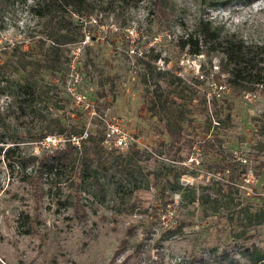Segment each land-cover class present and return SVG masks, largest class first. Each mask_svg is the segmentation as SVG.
<instances>
[{
    "label": "rangeland",
    "instance_id": "obj_1",
    "mask_svg": "<svg viewBox=\"0 0 264 264\" xmlns=\"http://www.w3.org/2000/svg\"><path fill=\"white\" fill-rule=\"evenodd\" d=\"M35 1L0 0V64L15 77L18 57L24 62L26 52L38 50L41 27L29 10ZM94 2L97 9L80 17L116 27L98 35L89 25L97 37L80 54L77 89L95 112L75 103L59 71L39 69V77L55 84L39 114L42 120L16 107L10 120L34 133L59 118L67 128L83 124L84 135L96 138L108 121L130 134L129 147L97 148L92 154V167L98 158L104 160L98 166L105 195L88 178L82 182L77 160L37 177L33 185L18 168L11 171L0 153V264H143L155 257L173 264L183 256L208 259L223 250L244 263L240 244L253 241L264 252V224L248 215L264 210V93L231 88L217 53L194 54L180 46L200 17L222 25L223 34L264 45V0ZM72 44L63 45V55ZM129 46L143 54L130 55ZM7 102L0 94L1 110ZM169 123L179 135L169 136ZM27 137L19 145L22 153L42 155L65 147L61 134ZM77 139L72 137L74 143ZM128 155L135 165L122 177L114 165ZM76 194L85 219L74 214Z\"/></svg>",
    "mask_w": 264,
    "mask_h": 264
},
{
    "label": "trees",
    "instance_id": "obj_2",
    "mask_svg": "<svg viewBox=\"0 0 264 264\" xmlns=\"http://www.w3.org/2000/svg\"><path fill=\"white\" fill-rule=\"evenodd\" d=\"M97 7L98 5L94 0H37L33 2L29 10L36 18V23L40 24L41 27L39 30L41 35L37 39V52H26L29 54V58L24 62L21 57H18L20 59H17V62L20 65L13 70L19 73L18 77L12 76L11 71H7L6 64H0V94H5L8 99L6 110L0 109L1 158L7 163L11 171L18 168L23 175L22 179L33 185H37L36 183L39 181L37 177L55 174L61 166L77 160L81 163L82 182L88 178L90 181L88 183L101 195H105V186L99 174L100 166H98L103 165L104 160L98 158V167H92L91 164L94 161L92 154L97 152V148L108 149L109 147L108 150L120 151L113 144L106 145L104 143L105 129L103 134L96 138L93 133L86 132L84 135L83 124L70 123L68 124L69 128H67L66 124L59 118H54L53 124L39 128L33 133L20 129L18 124H14L10 120L11 115H13V112L10 111L12 107H16L21 114L38 117L42 107L46 105L47 92L55 84L39 77L37 74L39 69L50 70L52 73L59 71V79L65 88L64 81L68 67L69 48L67 54L63 55L61 52L65 47L63 45L83 39L84 31L77 17L90 14ZM162 7L163 4L160 2L159 8ZM180 46L182 49L188 46L189 51L194 54L209 53L210 51L217 53L220 57L221 72L225 73L226 83L231 88L239 92H252L259 89L264 93V45L248 43L235 33L223 34L222 25L213 23L211 19L200 17L195 21L193 29L187 32L184 38H181ZM61 54L63 58H61ZM32 55L33 57H31ZM37 120L41 121L42 119L39 116ZM175 121V119L171 120V123L174 124ZM171 123L168 124V134L172 138L176 134L179 135L180 130L174 132ZM261 131L264 134V126L261 127ZM55 133L64 136V148L55 149L48 154L43 152L42 155L22 153L19 149V145L25 141L26 135L30 140H42ZM72 137L78 138L76 143ZM133 153L140 157L141 152L139 150H135ZM134 165V159L128 155L126 160L116 162L114 167L119 168L120 174L125 177L132 172ZM28 167H32L29 172L26 171ZM127 179L130 181V178ZM79 200L80 196L76 194L71 203L73 211L78 218L85 219L86 212L81 207ZM248 215L255 224H264V210L261 207ZM236 229L237 227L233 228V232L237 234ZM122 241L126 242V240ZM239 249L240 253L246 257L244 263L238 262L233 251L223 250L212 254L208 259L198 257L195 254L186 258L183 256L173 264H264V252L254 241L250 244H240ZM136 250L135 257L139 256L138 248ZM135 261L140 262V256ZM143 264L172 263L155 257L143 261Z\"/></svg>",
    "mask_w": 264,
    "mask_h": 264
},
{
    "label": "built area",
    "instance_id": "obj_3",
    "mask_svg": "<svg viewBox=\"0 0 264 264\" xmlns=\"http://www.w3.org/2000/svg\"><path fill=\"white\" fill-rule=\"evenodd\" d=\"M78 22L81 24L84 37L82 40L75 42L72 44L71 52L69 53V60H68V67L67 73L65 78V89L66 92L73 98L75 103L77 104H84L85 107L91 108L92 112L94 111V106L91 104L90 101L87 100L85 94L79 92L77 89V83L81 78L80 72V54L82 52V48L84 47L85 43L89 39H94L97 35H91L89 32L88 26L93 25L96 26L97 34L100 35L101 32H105L108 28L115 27L113 23L110 24H100L95 17H90L88 20L84 19V17H77ZM116 28V27H115ZM128 35H133V29L127 28ZM100 31V33H98ZM128 52L130 55L134 56H141L143 54L142 49H139L136 46H129ZM106 132H105V139L104 143L106 145L113 144L114 147L117 149L123 150L129 147V142L131 140V136L128 132L122 130L118 124L106 122ZM50 138V137H49Z\"/></svg>",
    "mask_w": 264,
    "mask_h": 264
}]
</instances>
